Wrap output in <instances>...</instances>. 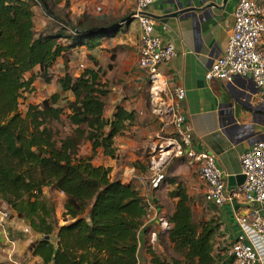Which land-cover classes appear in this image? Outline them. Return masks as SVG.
Here are the masks:
<instances>
[{"label":"trees","instance_id":"16d2710c","mask_svg":"<svg viewBox=\"0 0 264 264\" xmlns=\"http://www.w3.org/2000/svg\"><path fill=\"white\" fill-rule=\"evenodd\" d=\"M35 1L54 27L37 32ZM35 1L0 0V211L40 236L28 252L41 264H138L139 234L148 217L145 198L139 188L111 178V168L92 164L100 152L117 159L115 138L133 124L135 113L116 105L106 120L110 90L100 69L75 75L69 68L68 52L94 50L116 25L81 29L56 16L47 0ZM59 59L64 75L56 82L63 94L21 110L20 101L34 91L36 79L51 83L50 70ZM63 120L69 132L55 127ZM84 143L90 153L81 157ZM131 167L142 175L149 171L139 161ZM169 183L174 187L167 197L175 202L165 217V235L174 256L166 259L148 249L149 264H231L215 255L218 222L196 220L185 187L175 178ZM45 190L62 194L60 219Z\"/></svg>","mask_w":264,"mask_h":264},{"label":"crops","instance_id":"0c3cea01","mask_svg":"<svg viewBox=\"0 0 264 264\" xmlns=\"http://www.w3.org/2000/svg\"><path fill=\"white\" fill-rule=\"evenodd\" d=\"M47 2L49 7L50 3L54 4L58 10V13L54 14L70 23L71 26L106 30L116 25L113 33L101 39L99 47L92 51H88L85 47L81 48H85V55L92 59L89 68L100 69L104 78H109L110 93L106 99L104 114L106 120L111 118L116 105L122 106L127 111H138L143 120L145 102L142 88L145 78L148 77L137 64L140 37L138 24L133 19L127 20L133 13L134 0H60L59 2L47 0ZM237 2L238 0H157L148 9L154 24L153 34L163 43L172 44L176 52L175 57L160 66L158 70L164 91L163 99L165 97L164 101L170 102L169 97L173 88L184 89L185 97L181 102V112L191 129L192 148L197 152L212 154L217 168L227 178L240 175V156L255 143L264 142V103L259 99L253 79L250 76H235L231 82L205 79L206 72L226 49L232 33L233 13ZM260 2L264 3V0ZM34 13L35 26L38 14L42 15L41 27L37 31H43L51 18L44 15L40 8H34ZM44 22L47 23L44 24ZM81 48L68 52L70 64H72V56L78 55ZM261 48L264 49V33L261 36ZM36 69L38 72V68ZM51 69H56L59 76L64 75L63 62L60 59ZM102 78L100 75L101 81L106 83L107 80ZM37 80L40 79L35 80L34 88ZM52 84L53 82L43 84L42 88L49 90ZM55 89L45 96H51L54 93L63 94L58 86ZM65 95L72 100L71 93ZM151 102L152 113L155 115L151 117V122H156V116L162 114L160 112L162 108L157 107V101ZM122 137L115 138L114 147L117 149V156L125 148L124 143H117V140ZM146 137L149 138L150 135ZM100 154L104 157L101 152L98 155ZM105 158L102 159L105 161V166L113 168L111 177L116 179L115 175L120 176V181L125 182L124 175L118 174V170H124L126 167L122 163V158L119 159L120 161L118 157L116 160ZM176 160L178 163L169 164L168 179L175 178L176 183L181 181L180 184L185 187L190 196L193 211L198 214L199 220L214 219L218 222L215 255L223 262L226 247L239 234L234 217L251 209L258 210L264 217V204L249 205L235 201L232 205L224 204L221 207L209 205L204 201L205 188L198 181L195 166L184 158ZM181 160L184 162L179 163ZM134 173L136 174L129 175L138 181H128L134 185L142 184L143 180L151 179L150 177L155 174L151 171H148L146 175L137 174L135 171ZM168 179L163 177L164 183L157 186L153 192H148L150 194L145 198V201H150L156 206L159 216L164 211L163 208L158 207L159 198H162L163 205L165 202L171 205L167 215L171 214L175 202L167 197L168 191L174 187ZM147 186H149L148 182ZM4 223L3 225L8 229L12 250L9 249L8 254L1 255L0 264H11L9 259L13 258L12 253L15 251L21 253L22 264H41L37 258L30 257L28 252L29 244L40 239V236L33 234L22 221L7 219ZM16 229L23 231L22 240L16 233ZM156 229H160L159 224L152 215H149L139 234L138 264H149V255L143 246L149 241L150 233H155ZM24 230L27 232L25 233ZM156 233L158 234L157 231ZM162 233L165 234V231ZM2 241L0 237V243ZM261 249L256 264H264V244H261Z\"/></svg>","mask_w":264,"mask_h":264},{"label":"built area","instance_id":"2783aa9c","mask_svg":"<svg viewBox=\"0 0 264 264\" xmlns=\"http://www.w3.org/2000/svg\"><path fill=\"white\" fill-rule=\"evenodd\" d=\"M35 1V0H34ZM40 6L38 1H35ZM157 0H134L131 19L135 20L140 30L137 51L138 67L144 70L151 83V95L157 107H165L171 116L173 129L178 142L173 148L176 158H184L195 166L198 181L204 185V201L214 207L233 202L245 204H264V142L255 143L240 156L241 175L244 182L231 190L226 188V178L216 166L215 158L206 152H197L192 148L191 129L185 122L181 112V102L185 97L182 87H175L169 97L170 102L163 99V86L159 67L175 57L174 46L163 43L153 34V21L148 9ZM233 28L226 49L217 58L205 74V79L231 82L235 76H250L257 88L259 99L264 103V49L261 48V36L264 33V3L260 0H238L233 13ZM163 176L156 175L150 182V189L157 188ZM148 217L157 221L162 231L168 229L166 220L159 216L156 206L146 201ZM8 215L0 211L2 227ZM239 234L230 243L224 256L232 260L231 264H256L264 244V217L258 210L235 216ZM26 233L27 230H24ZM5 234V233H4ZM156 233L151 235V243L156 240ZM7 239V236H4ZM11 244L10 240H7ZM11 264H20L10 258Z\"/></svg>","mask_w":264,"mask_h":264},{"label":"rangeland","instance_id":"374dc122","mask_svg":"<svg viewBox=\"0 0 264 264\" xmlns=\"http://www.w3.org/2000/svg\"><path fill=\"white\" fill-rule=\"evenodd\" d=\"M40 8V6H37V8ZM50 9L54 12V13H58V10H56L54 4L50 3ZM41 9V8H40ZM43 12V10H41ZM39 16L36 19V30H38L41 27V22L42 19V15H40V13L38 14ZM45 15V14H44ZM47 22H44V24H46ZM54 22L50 19L48 21V23L46 24V26L44 27L46 28H52L54 27ZM42 31V30H40ZM37 31V32H40ZM80 52H78V55H73L72 56V64H70L69 68L72 71V73H74L75 75L80 74L83 70L87 69L90 67L91 65V59L90 57H87V55H85L86 49L85 48H81L79 49ZM63 70H64V66H63ZM37 69H35L34 74H36ZM50 75L52 76V81L53 84L51 86H49V90L47 89H43L42 86L44 83H42L41 80H37V84L35 87V90L30 93L27 94L26 97L24 99H22L21 102V110H24L26 105L28 103H40L41 100L44 97H49V96H45L47 93L49 94V91H54L56 90L55 88H57L58 84L56 82V78L57 77H61L57 74L56 69H51L50 70ZM101 77H103V80H107L106 83H104L107 88H109L110 85V81L109 78H104V76L102 75V73H100ZM113 80V79H112ZM51 84V83H50ZM151 83L149 82L148 78H145L144 84H143V97H144V104H145V112H143L144 114V119L142 120L141 116H139L138 111H134L135 113V121L133 122V124L128 128V130L122 135V138H119L117 140V143L125 144V148L123 149L124 151L121 154H118V160L122 158V163L125 164L126 167H128L127 169L124 168V170H118V174L120 175H124V178H126L125 182H122V184L127 185V186H131L133 185L135 188H139V191H141V196H143V198H146V196H148L151 191L153 192V190L155 189H150V185L147 186V182L149 183L150 180L152 179V177H155L156 175H162L163 177H167L169 176V172H168V168H169V164H175V162H177L176 159H182V158H176L174 156V152H173V148L175 146V143L178 142V136L175 133L174 129H173V125L171 123V116L170 114L167 113V111L165 110V107H162V109L160 110V112H162V114L160 116H156V122H151V117L153 118L155 115L152 113V102H154V100L152 99V95H151ZM165 99V97H164ZM114 112V109H113ZM112 116V115H111ZM110 116V117H111ZM55 127L57 129H59L62 133L64 132H69L70 130V126L68 125V123L63 120L61 124L55 125ZM130 129V131H129ZM150 135L149 138H147L146 134ZM120 137V136H119ZM130 145V146H127ZM90 145L88 143H84L81 148H80V152L79 155L81 157L89 155L90 153V149H89ZM99 154V153H98ZM93 159L92 164L94 166H105V161H102L103 158L105 157H101V154L98 155ZM107 159V158H105ZM120 161V160H119ZM139 161L144 167H148V170L151 171L154 175H152V177H150L151 179H145L142 181V184L139 183L138 184H132L131 182H137L138 180H136L135 178H132V176H130L129 174H136L134 173L135 169L133 170V168L131 167V165L136 162ZM184 162L183 160L179 161V163ZM178 163V162H177ZM109 167V166H107ZM110 168V167H109ZM118 168V166H117ZM113 168H111L112 171ZM195 169V168H194ZM136 172V171H135ZM196 172V170H195ZM125 173V174H124ZM186 173V172H185ZM139 174V173H137ZM196 174V173H195ZM112 178V177H111ZM116 179H119L120 176L115 175ZM120 180V179H119ZM131 181V182H128ZM164 180L162 179L161 182L158 184V186H160L161 184H163ZM169 181V179H168ZM179 182L181 183V181L179 180ZM130 183V184H129ZM145 189V190H144ZM150 192V193H148ZM166 192V191H163ZM46 197H51L54 199L55 205H56V216L57 218H61V214H62V199L63 196L59 193L56 192H52L51 190H45L44 192ZM159 198V197H158ZM155 199V198H154ZM153 199V201H155ZM162 198H159V200H157V204L159 205V208H163L164 211H160L161 216L163 218H165L167 216V211L170 210L171 205L169 202H165L164 205L162 203ZM198 214H196V212L194 211V217L196 220H199L197 217ZM5 224V223H4ZM160 227V226H159ZM152 231L154 232V229H152ZM156 231L158 232V234L156 233ZM155 233H156V240L155 242L151 243L150 238L152 234L155 233H150V238L148 239L149 241H147V246H143V249H151L154 250L155 253H157L158 255H160L161 257H164L166 259L171 258L172 256H174L171 247L167 241V237L165 234L162 233L161 229H156ZM23 231L17 230L16 229V233H18V235H20V239L22 240L23 238L21 237V235H24L22 233ZM5 233V234H4ZM7 236V239L4 238V236ZM8 229L3 225V227H0V237H2V243H0V258L1 255L3 254H8L9 249L12 248V246H10V243H8L7 240H10V237L8 236ZM19 237V236H18ZM11 241V240H10ZM151 245H149V244ZM154 248V249H153ZM12 250V249H11ZM4 251V253H2ZM2 253V254H1ZM13 258L15 257L17 262H20L22 264V259L23 257L21 256V253L15 251L14 253H12Z\"/></svg>","mask_w":264,"mask_h":264},{"label":"water","instance_id":"95a60500","mask_svg":"<svg viewBox=\"0 0 264 264\" xmlns=\"http://www.w3.org/2000/svg\"><path fill=\"white\" fill-rule=\"evenodd\" d=\"M244 182L243 175L229 176L227 178V189L231 190L234 187L240 186Z\"/></svg>","mask_w":264,"mask_h":264}]
</instances>
